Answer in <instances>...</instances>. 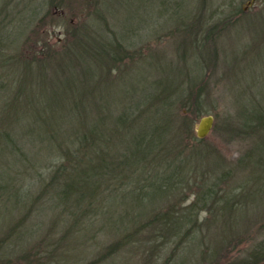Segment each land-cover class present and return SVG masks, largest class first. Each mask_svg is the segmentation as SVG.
Returning a JSON list of instances; mask_svg holds the SVG:
<instances>
[{
    "label": "rangeland",
    "instance_id": "obj_1",
    "mask_svg": "<svg viewBox=\"0 0 264 264\" xmlns=\"http://www.w3.org/2000/svg\"><path fill=\"white\" fill-rule=\"evenodd\" d=\"M177 3L181 4L180 12L188 14L182 21L170 17ZM198 12L201 20L194 23L192 15ZM101 13L105 18L101 28H105L108 41L109 34L112 41L116 40L113 25L120 31L141 28L133 35L136 40L128 47L134 58H127L124 65L137 66L128 68L120 80L119 69L115 71L113 76L117 81L110 84L105 100L121 103L119 99L128 92L127 87L151 85V80H158L162 72L172 71L171 62L180 63L181 70L176 69L174 75L180 74V81L170 80L175 86L179 82L185 84L183 100L190 97L189 106L180 109L190 130L189 136L183 138L188 158L191 156L195 170L200 177H206L207 183L216 175L226 176L221 189L230 183L237 193L243 192L245 199L233 213L219 210V219L212 223L208 220L209 225L205 219L211 216L210 213L205 208L198 213L203 222L199 238L218 231V246L208 242L201 246L186 244L177 253L173 244L159 245L156 249L133 245L132 248L124 246L111 256L110 251L104 249L105 243L114 237L110 228L77 229L63 222L51 227L48 223L53 221V213L40 211H34L23 220V227L14 229L7 246L5 233H11V224L16 226L26 213L12 210L15 185L9 179L13 174V155L11 148L6 147L4 164H0V241L5 244L0 249V264H264V257L257 258L264 248H261L264 246V162L259 161L260 153L252 148L259 138L237 133L241 128L240 121L229 119L230 113H235V103L264 102L261 92V87L264 88V0H0V59L24 56V61H32L36 57L30 62V73L23 74L25 80H21L19 72H14L10 64L0 62V121L4 132L10 134L13 115L10 106L16 101L19 84L23 85L26 80L30 82L24 86L25 96L19 98L20 102H44L55 100L54 95L48 96L50 91L62 87V81L68 77V73L59 72L50 65L39 68V63L46 64L38 59L48 58L46 56L51 53L48 50H52L53 55L62 53L74 38L80 37L79 33L92 34L93 21L98 20ZM201 24L208 27L217 24L218 34L205 41L204 31L199 30ZM176 25H187L189 40H194L193 32L197 31L201 39L197 45L203 49L198 50L196 46V50L202 55L203 50L211 52L205 70L197 68L202 65L194 64L196 58L193 56L185 55L186 60L182 62L184 54L180 56V41L183 32L177 33ZM111 30H114L113 34ZM252 46L256 51H262L257 54L252 51ZM189 52L193 53L191 41ZM188 68L190 72L186 71ZM31 81L33 89L29 87ZM152 86L150 89L153 90ZM137 93L135 99L144 97L143 91ZM91 100L98 101V97ZM4 107H7L5 111ZM206 115L214 117L213 129L203 143H194L190 138L196 136L197 124ZM197 153L196 160L193 157ZM253 189L254 193L260 192L247 198ZM195 191L193 188L186 192L187 202L194 199ZM79 240L85 241L84 247L79 246Z\"/></svg>",
    "mask_w": 264,
    "mask_h": 264
},
{
    "label": "trees",
    "instance_id": "obj_2",
    "mask_svg": "<svg viewBox=\"0 0 264 264\" xmlns=\"http://www.w3.org/2000/svg\"><path fill=\"white\" fill-rule=\"evenodd\" d=\"M180 5L177 3V8L170 12V17L176 21L188 16L180 12ZM200 13L192 15L194 23L201 18ZM98 15L99 19L93 21V33H79L80 37L70 44L72 49L68 46L62 53L54 55L48 50L51 52L46 56L48 58L38 59L46 64L39 63V68L50 65V68L68 73L62 87L51 90L48 95H54L55 100L20 102L19 98L25 96L24 86L30 83L26 80L23 85L19 84L16 101L10 106L13 111L10 134L4 132L0 121V164H4L6 147L11 148L13 155V174L9 179L15 185L12 210L26 213L16 226L11 224V233H5L6 245H9L14 229L23 227V220L31 213L40 211L53 213V221L48 223L51 227L63 222L77 229L110 228L114 237L105 243L104 249L109 250L111 256L124 246L132 248L133 245L156 249L159 245L173 244L175 251L186 244L201 246L208 242L218 246V231L199 238L203 222L198 213L205 208L211 215L205 221L212 223L219 219V210L233 213L245 198L243 192L237 193L230 183L221 189L226 176L216 175L207 183L206 177H200L195 170L191 156L188 158L183 138L189 136L190 130L180 109L189 106L190 97L183 100L185 84L179 82L175 86L170 80L180 81V74L174 76L180 63L171 62L172 71L162 72L158 80H151V85L127 87L128 92L119 99L121 103H109L105 99L110 84L117 81L113 76L115 71L119 69L120 80L128 68L137 66L124 65L127 58H134L128 47L136 40L133 35L141 28L120 31L110 23L116 28V40L112 41L109 34L108 41L105 28H101L105 18L102 13ZM216 25L201 24L199 30L204 31L205 41L218 34ZM175 28L177 33L183 32L180 41L183 51L177 50L180 56L184 54L182 62L186 60L185 55L193 56L196 58L194 64L202 65L197 68L205 70L212 54L209 50H203V55L198 51L203 49L197 45L201 41L198 32H193L194 40H189L187 25H176ZM129 30L132 36L128 34ZM111 32L113 34L114 30ZM120 39L126 41L127 48ZM189 41L193 53L189 52ZM194 51H198V57ZM252 51L258 54L262 50L256 51L252 46ZM12 57H3L0 62L10 64L14 72H19L21 80H25L26 72L30 73V62L36 57L32 61H24V56ZM189 69L184 70L190 72ZM33 85L32 82L29 87L33 89ZM142 91L144 97L135 99L137 92ZM261 92L264 95L262 87ZM93 97H98V101L91 100ZM233 110L235 113L231 112L229 119L240 121L241 128L237 133L259 138L252 148L260 153L259 161L264 162V102L235 103ZM190 139L194 143L205 141L195 135ZM198 155L193 158L197 160ZM193 188H196L195 197L187 202L186 192ZM258 192L254 193L253 189L246 197ZM208 229L210 231L211 226ZM1 241L0 249L5 246ZM85 244L79 240V246ZM261 256L264 257V248L257 258Z\"/></svg>",
    "mask_w": 264,
    "mask_h": 264
},
{
    "label": "water",
    "instance_id": "obj_3",
    "mask_svg": "<svg viewBox=\"0 0 264 264\" xmlns=\"http://www.w3.org/2000/svg\"><path fill=\"white\" fill-rule=\"evenodd\" d=\"M214 117L212 115L203 116L196 127V137L205 139L212 131L214 126Z\"/></svg>",
    "mask_w": 264,
    "mask_h": 264
}]
</instances>
